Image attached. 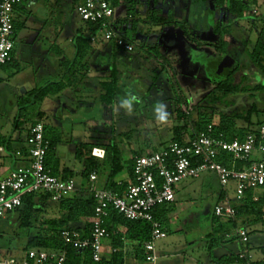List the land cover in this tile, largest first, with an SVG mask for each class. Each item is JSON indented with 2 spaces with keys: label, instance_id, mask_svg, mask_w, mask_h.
<instances>
[{
  "label": "rangeland",
  "instance_id": "rangeland-1",
  "mask_svg": "<svg viewBox=\"0 0 264 264\" xmlns=\"http://www.w3.org/2000/svg\"><path fill=\"white\" fill-rule=\"evenodd\" d=\"M154 1L156 4L153 7ZM37 2L43 12L39 8L29 12L19 9L20 6L25 7L27 2L18 1L13 18L14 46L10 53L13 59L1 67L0 145L5 146L6 152L0 154V161L6 155L9 168L20 165L15 151L13 156H9L8 144L28 148L26 137L36 119L46 126L47 136H59L55 151L57 165L73 168L76 172L74 180L79 185L81 182L83 185L87 183L77 174L81 169L79 161L74 158L78 143L113 147L124 165L115 179L125 181L128 179L126 166L134 153L145 154L170 142L175 127L185 125L186 138L193 133L190 119L176 118L177 110L181 109L186 114L189 112L196 118L193 108L198 103L206 104L211 95L217 94L213 92L216 84L235 68V82L246 75L248 79L242 81L243 85L251 89L259 83L263 88L228 95L214 107L217 111L224 110L228 114L238 112L245 117L251 104H254L256 112L251 113L249 120L236 119L235 123L238 128L249 129L247 133L256 131L264 123V79L260 75L254 77L256 70L245 65L246 54L242 45L246 42V48L250 49L255 41L261 23L252 16L264 14V0H247L248 8L243 11L245 17L239 19H225L227 6L217 9L214 0L199 3L202 15L198 13L199 6L191 0H120L113 6V19L126 18L119 20L116 27L123 38L133 42L137 48L129 52L132 54L126 57L128 63L125 60V63L123 61L118 65L122 71L120 85L123 94L110 107L101 106L98 102H91L90 106H70L66 99L57 95H49L42 103H34L32 97L28 96L30 90L61 78L64 69L56 62L60 58L59 49L65 50L64 56L69 57L71 46L67 40L74 38L77 31H82L84 36L89 34L86 22L81 20L70 0ZM151 10H155L156 15H169L178 21L184 19L182 25L186 35L179 27L152 23ZM64 11L68 15L66 18ZM128 15L132 17L127 18ZM215 21L220 23L219 27L229 23L226 53L206 44L218 41L217 34L210 31L217 24ZM126 26L128 31L123 33ZM124 53L121 50L120 54ZM154 75L156 78L153 80ZM125 101L128 106H123ZM157 106H160V113L155 112ZM217 111L212 115L213 122L219 119ZM164 112L165 119L160 120L158 116ZM16 139L20 141L17 145ZM98 161L103 169L108 167L106 161ZM218 189L213 172L181 180L173 186L175 202L160 207L167 209L168 225L165 227L166 236L153 240L154 264H219L220 257L242 252L249 256L245 260L247 264L264 260L261 252H264V224L249 226V241L240 245L236 231L245 226L241 223L242 218H235L233 223L227 218L214 216ZM227 194L234 203L233 183L228 185ZM53 205L52 201L44 205L43 217L55 216ZM13 231L17 232L16 235ZM34 233L35 230L10 227L4 219H0V259L7 257L4 248L14 242L17 248L12 256L24 257L21 246ZM104 247L109 249L108 241L104 242ZM132 261L152 264L126 254L125 263Z\"/></svg>",
  "mask_w": 264,
  "mask_h": 264
},
{
  "label": "built area",
  "instance_id": "built-area-1",
  "mask_svg": "<svg viewBox=\"0 0 264 264\" xmlns=\"http://www.w3.org/2000/svg\"><path fill=\"white\" fill-rule=\"evenodd\" d=\"M19 0H0V67L10 60L14 36L13 15ZM74 8L81 20L99 25V32L90 35L91 42H111L117 48L132 52L135 44L127 41L114 25V7L109 0H74ZM30 164L18 167L7 174H0V219L22 203L23 195L44 192L54 201H59L76 191L74 178L61 179L45 166L48 141L44 138V125L36 120L30 125L28 136ZM253 150L264 155V125L256 132L247 133L243 140L234 138L227 141L222 133L214 135L212 125L205 130L189 135L184 142L170 141L156 150L133 157V181L124 192L96 187L97 173L92 172L88 180L95 205L91 231L83 236L75 229H65L61 236L65 244L75 249H89L93 261H100L105 252L104 242L108 232L105 219L111 211L132 221L143 220L151 223V238L144 243L145 259L152 264L156 261L153 240L162 239L166 231L153 218V210L159 205H170L175 201L173 186L187 178H197L204 172H213L220 186L221 195L214 204L213 213L218 218L234 219L236 210L226 193L228 185L234 184V200H240L247 191L264 188V157L250 160ZM220 153L232 159L230 167L218 160ZM91 155L103 158L104 151L92 148ZM250 161L244 169L235 167V162ZM241 243L248 241L247 230L236 231ZM240 258L248 259L245 252ZM65 252L43 249H28L22 259L6 257L0 264H63Z\"/></svg>",
  "mask_w": 264,
  "mask_h": 264
},
{
  "label": "trees",
  "instance_id": "trees-1",
  "mask_svg": "<svg viewBox=\"0 0 264 264\" xmlns=\"http://www.w3.org/2000/svg\"><path fill=\"white\" fill-rule=\"evenodd\" d=\"M109 1L111 5L114 6L120 0ZM191 1L196 5H199V3L204 4L207 0ZM155 4L156 2L154 1L153 7ZM214 6L217 9H223L227 6V9L225 8V19H239L245 17L243 11L248 8V3L247 0H214ZM151 13L150 21L152 23L161 26L179 27L182 29L183 34L186 35L185 28L182 25L184 19L178 21L171 18L169 15H156L155 10H151ZM131 17V15L127 16V18ZM252 17L259 20L261 27L258 29L255 41L250 49L246 48V42H243L242 44L244 46L243 51L246 54L245 65L249 67L252 66L256 70L257 75H260V77L264 79V14ZM215 22L217 24L214 26L213 32L217 34L218 41L216 43L206 44L215 47V49L221 53H226L228 51L226 37L230 35L229 23L222 24L221 27H219L220 23L218 21ZM86 24L88 26L89 34L84 36L82 31H77V35L74 36L75 53L73 58L71 60L63 59L59 64V66H62L64 69L61 78L56 81L47 82L44 86L32 89L27 93L28 96L32 97L34 103H41L45 97L49 95H57L66 87H75L82 80V77L85 76L87 71V66L83 63L85 50L88 42H90V35L99 32V25H92L87 22ZM132 28H134V25ZM125 29L126 27L124 28L123 33L128 31V29ZM10 60L2 66L8 65ZM236 71L235 68L227 73L224 72L223 74H226L213 89V92L216 91L218 93L211 95V98L206 104L198 103L193 108L195 110L196 118H193L189 112L186 114L182 112L181 109L177 110L176 118H188L192 122L193 133H190V136L194 133L205 130L208 125H212L214 135L222 133L223 138L227 141L234 138L240 140L244 139L249 129L237 128L235 120L242 118L249 120L251 113L256 112L254 104H251L245 117L238 112L228 114L227 111L224 110L217 111L214 107L223 97L228 95L241 94L246 93L251 89L259 90L263 88V85L259 83L255 84L251 89H249L250 87L248 85H243L242 81L248 79L246 75H243L239 82H235L234 75ZM119 74L117 67L112 66L108 78L98 82L97 102L101 106H112L117 101V98L123 94L120 85L121 76H119ZM155 78L156 75H154L152 79L154 80ZM21 103H23V101H21ZM216 111L218 112L219 119L217 122H213L212 115ZM262 124L264 123H261L260 125ZM16 126L18 127V125ZM185 127L186 126L183 125L173 128V139L171 141L184 142L185 139L183 133H185ZM253 132L256 131L254 130ZM44 138L48 141L45 166L50 169L53 175L60 177L61 179L73 178V171L68 168L59 169V166L57 165L58 159L55 155V148L59 136H57V134H53L50 137L47 136L46 126H44ZM93 147L94 145H89L88 143H78L75 148L74 158L83 165V169L80 173L83 179H88L92 172H96L98 175L99 172H102L103 170V167H101V164L98 161L99 158L91 155ZM103 149L105 150V156L101 160L104 162L106 161L108 166V174L103 184V188L122 193L127 185L133 181V157L140 154L136 153L129 159L130 164L126 166L128 181L116 182L115 177L123 170L124 165L116 150H113V147L109 146ZM263 157L264 155H260L255 159L257 160ZM218 160L228 167L232 164L231 157L225 153H220ZM249 162L250 161L235 162L234 165L238 169H244L248 166ZM21 201L22 203L19 207L8 212L2 219H4L10 227H15V229H23L26 231L35 230V233L28 237L21 246L23 252L32 248L56 252L64 251L65 260L63 264H125L126 254H131L136 260H146L144 243L151 238V223L143 220H128L115 211H111L109 216L105 219L104 226L108 232L107 241L110 245V252L108 255H103L100 261H93L89 249L78 250L64 243L61 233L65 229L78 230L83 236H88L90 234L95 205L90 191L86 192L85 190L79 189L59 201L52 200L50 195L44 192L29 193L23 195ZM51 201L56 206L57 215L45 218L43 217L45 211L44 205ZM232 205L236 210L235 218H242L241 223L245 225V228L259 223L264 224V188L255 191H247L240 200H234ZM161 206L168 205L162 204L157 206L153 210V218L158 221L161 228L165 230V227L168 225V218L166 217L167 209H161ZM235 218L229 220L235 223ZM13 232L16 235L17 232ZM249 234L250 232H247L248 237ZM248 241L241 244H247ZM14 244L16 243H12V245ZM127 248H129V251H127ZM245 260L246 259L240 258L239 254H231L230 256H225L224 258L219 259L218 263L228 264L235 261L243 262ZM254 264H264V260H259Z\"/></svg>",
  "mask_w": 264,
  "mask_h": 264
},
{
  "label": "crops",
  "instance_id": "crops-1",
  "mask_svg": "<svg viewBox=\"0 0 264 264\" xmlns=\"http://www.w3.org/2000/svg\"><path fill=\"white\" fill-rule=\"evenodd\" d=\"M25 1L27 2L26 6L25 7L20 6L19 9H22V10H24L26 12H29L30 10H32L34 8H39V11L43 12V9L40 7V4L39 5L37 4L38 3L37 0H35V1L34 0H25ZM70 2L74 3V0H70ZM189 8H191V5L189 6ZM199 9L201 11L199 10L198 13H199V15H202V7L199 6ZM167 11L170 12V9L168 8ZM16 12H17V6L14 9V13H16ZM64 15H65V18L68 16L66 14V12H65ZM13 18H14V15H13ZM119 20L122 21L123 20L122 17H119L117 20L114 21V25L115 26H116V24L119 23ZM126 28H127V26H126ZM210 31L213 32V30H210ZM68 43L71 46V51H70L69 57L67 58V57L64 56L65 50L59 49L58 58L59 57L60 58L56 62L57 66H59L60 62L63 59L71 60L73 58V56H74V53H75L74 38L71 37L70 39H68L67 40V44ZM136 48L137 47L135 46L134 50H136ZM122 52H123V50H122ZM120 53H121V49L116 48L114 46V44L111 43V42H107V44L104 41H98V42H91L90 41V42H88L87 48L85 50V56H84V59H83V63H85L86 66H87L86 67L87 71L85 73V76L82 77V80L75 87H66L59 94H57V96H61L62 98L66 99L67 103L70 104V106L75 105V107L80 106V105H82V106H84V105L85 106H90V105H92L91 102H96L97 103V95H98L97 84H98V82L102 81V80H106L108 78V75L110 73V70H111L112 66H116L117 67V69L119 70V73H120L119 76H121L122 75V71L120 70V67L118 65H119L120 62H123V61L125 63V60L128 63V60L126 59V57H128V56H130V54H132V53H129V52H125L124 54L121 55ZM123 55H126V56H123ZM10 59H11L10 62H12L13 58L10 57ZM2 71H3V69L0 67V77H2V75H3ZM12 74H13V71H12ZM257 76L258 75L255 74L254 77H257ZM65 91H66V93H65ZM67 91H68V93H67ZM78 98L80 100H78ZM87 98L89 100L86 101L85 99H87ZM42 102H43V100H42ZM70 109H71V111H73L72 107ZM35 121H36V119L34 120V122ZM236 127L238 128L237 124H236ZM239 128H241V127H239ZM27 136H28V134H27ZM183 137H184V139H186V134L185 133H183ZM18 139H16V142H15L16 145H17V143H20V141ZM26 139H27V137H26ZM160 147L161 146H159V148ZM7 148H8L9 156H13L14 151L19 156L18 158H16L17 163H19L18 165H20L18 167H24V166H28L30 164V157H29L28 150H27L26 146L23 145V146L12 147L11 144H8ZM93 148H98L100 150H103L104 151V156H105V150L102 147L94 146ZM152 150H150V151H152ZM55 151H56V148H55ZM5 152H6L5 146L0 145V154H4ZM134 154H136V153H134ZM260 155L261 154L257 150H253L252 154H251V157H250V160L257 158ZM2 159L3 160L0 161V174L1 175L7 174L9 171H11L13 169H16V168H9L10 166H9L7 160H6V155H5V158L2 156ZM101 159L102 158H99V160H101ZM80 165H81V169L79 170V172H77V174H79V175H80V173H81V171L83 169L82 163H80ZM62 168H68L69 170L73 171L74 175L76 173L73 168H70V167H68L66 165H64L63 167H59V169H62ZM107 174H108V168L106 167V169H103L102 172H99V174L97 175V179L94 181V185L96 187H103V184H104V182L106 180ZM100 175H102V177H100ZM73 178L75 179V176ZM83 180L87 184L83 185V183L81 182L80 185H79L76 182V187H77L76 190L81 189V190H85L86 192H89L88 187H89L90 182H89L88 179H83ZM115 181L116 182H120L122 180L121 179H115ZM125 181H128V179L125 180ZM226 193H227V190H226ZM217 194H218V196L216 197L215 203L217 202L219 196L221 195L220 186H219V189L217 191ZM53 206H55V205H53ZM55 210H56L55 211V213H56L55 216H56L57 215L56 206H55ZM242 228H245V227H242ZM245 229L247 230V232H249L248 227H246ZM248 239H249V237H248ZM238 243H240V245H242L239 238H238ZM16 248H17L16 244H14V245L11 244L10 246L5 247L4 249H5V253H6L7 257H13L12 256L13 255V251ZM127 251H129V248H127ZM109 252H110V247H109V249L105 248V252L103 253V255H108ZM261 252L263 254L262 258H264V252L263 251H261ZM22 257L23 256H21L19 258H16V259L20 260V259H22ZM224 257L225 256H222L219 259H222ZM261 260H263V259H261ZM132 262H130L129 264H137V263H134V262L132 263ZM228 264H247V262L246 261H243V262L235 261V262L228 263Z\"/></svg>",
  "mask_w": 264,
  "mask_h": 264
},
{
  "label": "clouds",
  "instance_id": "clouds-1",
  "mask_svg": "<svg viewBox=\"0 0 264 264\" xmlns=\"http://www.w3.org/2000/svg\"><path fill=\"white\" fill-rule=\"evenodd\" d=\"M123 106H128V102L125 101ZM155 112L160 113V106H157L155 108ZM165 116H166V113L164 112V113L160 114L158 117H159L160 120H164Z\"/></svg>",
  "mask_w": 264,
  "mask_h": 264
},
{
  "label": "flooded vegetation",
  "instance_id": "flooded-vegetation-1",
  "mask_svg": "<svg viewBox=\"0 0 264 264\" xmlns=\"http://www.w3.org/2000/svg\"><path fill=\"white\" fill-rule=\"evenodd\" d=\"M228 50V49H227Z\"/></svg>",
  "mask_w": 264,
  "mask_h": 264
}]
</instances>
